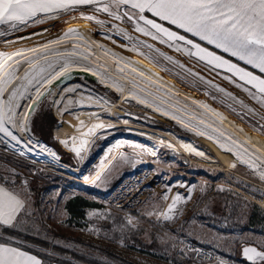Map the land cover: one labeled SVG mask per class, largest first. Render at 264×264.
Here are the masks:
<instances>
[{"label": "snow or ice", "instance_id": "1", "mask_svg": "<svg viewBox=\"0 0 264 264\" xmlns=\"http://www.w3.org/2000/svg\"><path fill=\"white\" fill-rule=\"evenodd\" d=\"M73 12H90L86 19L94 20L106 28L104 38L114 44L119 41V47L149 60L162 71H176L177 75L194 78L198 84L205 86L206 95L218 93L224 100L238 104L246 115L258 118L264 124V0H0V38H6L3 43L14 46L11 52H0V145L6 149L11 148L21 157L34 158L46 154L59 161V153L36 137L32 129L38 109L49 98L50 107L56 108L61 117L77 106L91 108L93 102L99 105L100 111L108 106L109 102L103 96H97L94 88L89 89L86 77H77L83 83H71L74 77L68 69L73 64H80L82 60L86 61L89 53L77 51L78 44H73L72 49L66 51L59 50L57 46L67 38L80 35L76 29L69 28L62 35L47 40L43 39L46 29L29 36L15 35L24 29L38 27L46 21L60 19ZM101 14L104 16L103 20L97 18ZM36 37H41V40L37 42ZM24 40H32L33 46H15ZM97 47L110 51L101 44ZM165 48L169 51L163 50ZM52 56L57 59H49ZM177 56L187 58V63ZM116 62L117 65L123 62V66L117 68L118 73L130 70L125 74L132 76L133 89H139L141 83L144 85L140 89L144 96L133 91L131 94L134 99L170 116L186 129L191 127L201 136H215L217 139L223 138L224 142L230 141L228 151L235 148L239 154L238 162L246 165L264 181V154L260 153V149H250L247 144L239 145L223 132L216 135L217 128L207 122L208 113L222 121L224 117L221 113L209 104L193 99L192 104L204 110L197 114L169 94L178 90L172 85H166L157 73L141 68L138 61L124 56H118ZM22 70L23 75L20 74ZM82 70L91 71L92 75L97 74L96 70L89 69L86 65ZM217 79L245 94L258 108L245 103L244 99L221 86ZM16 80L20 83L8 91ZM45 86L48 90L41 92V88ZM165 87L169 91H164ZM117 88L123 91L122 86L117 85ZM150 88L154 91L149 92ZM32 90L35 92V99L30 95ZM157 92L161 95L157 96ZM149 96L152 97L151 100L148 99ZM164 97L168 99L165 100ZM217 98L213 96V99ZM157 100L161 103L156 104ZM165 103L169 105L168 108L163 107ZM25 108L27 115L23 121H19L17 117ZM178 112L185 113L188 119L178 116ZM86 115L94 122L86 124L84 120H79L75 128L78 135L57 141L68 147L73 157L84 166L90 161L97 141H110L98 163L90 166L95 171L94 176L85 175V181L100 186L120 162L135 167L143 163L145 154L157 156L153 145L131 139L110 140L118 131L116 122H105L99 111H90ZM128 116L141 121L146 119L131 113ZM121 119L126 125L130 123V119L125 118H117V122ZM17 127L25 133L27 139L15 132ZM127 131L153 139L147 133L132 129ZM159 143L163 145L166 142L160 139ZM167 146L173 145L168 143ZM129 149L132 151L129 152ZM197 155L203 156L204 153L197 151ZM241 156L247 159H240ZM235 166L234 163L232 167ZM167 187L170 191L171 185ZM191 192L192 189L189 188L187 196L177 193L166 212H149L147 215H155L165 222L173 221L178 203L189 202L192 199ZM164 199H168L167 195ZM225 207L227 211L228 206ZM58 211L62 216L64 210ZM38 213L42 216L41 210L31 198L28 181L20 178L14 171L0 174V264H45L42 255L38 256L30 251L33 246L27 239L29 235L34 238L40 235L41 230L37 227ZM95 214L104 219L111 218L100 210ZM227 218H224L225 223ZM133 223L132 219L127 220L128 225ZM196 223L195 219L185 222L181 230L188 224ZM201 228H208V233L196 245L187 241L185 247L176 251L175 257H179L180 264H205V259L209 264L213 261L225 264L224 258L218 254V247L230 234L220 233L210 225H201ZM171 235L175 236L176 233ZM239 255L243 264H264V244L257 248L245 243L240 246ZM175 257L170 260V264H178Z\"/></svg>", "mask_w": 264, "mask_h": 264}, {"label": "rangeland", "instance_id": "2", "mask_svg": "<svg viewBox=\"0 0 264 264\" xmlns=\"http://www.w3.org/2000/svg\"><path fill=\"white\" fill-rule=\"evenodd\" d=\"M90 14V12L83 14L73 12L60 19L46 21L38 27L24 29L15 35L29 36L33 32L46 29L45 36H48L59 29H89L94 40L104 45L105 49L116 53L117 56L138 61L141 68L157 73L166 85H172L183 96L209 104L236 129L264 147V124H261L258 118L246 115L238 104L224 100L218 93L206 95L205 86L198 84L194 78L177 75L176 71L171 73L162 71L149 60L119 47V41L117 44L112 43L111 40L104 38L103 33L106 28L101 27L94 20L86 19ZM97 18L103 20L104 16L101 14ZM40 38L36 37V41ZM4 39L6 38H0V52L14 47L3 43ZM32 43V40H24L15 46ZM73 77L71 83H83L77 79L81 75ZM218 83L232 91L223 82ZM88 84L89 89H95L97 96H103L109 102L104 108L106 113H102L101 116L105 122H116L118 131L110 140L126 138L153 145L157 156L145 154L143 163L135 167L120 162L105 183L94 186L83 177L94 176L95 171L90 166L98 163L106 144L110 141H97L86 166L80 165L69 148L57 141L68 139L69 134L78 126L79 120L88 118L86 113L100 109L99 105L93 102L91 108L77 106L69 109V112L61 117L56 108L50 107L51 98H49L38 109L32 128L36 137L59 153L61 157L59 163L38 160L30 156L21 157L13 150L0 145V172L3 174L6 171H14L20 178L26 179L31 198L42 212V216L39 213L37 215V227L41 230L39 238L65 250L62 254L52 249H40L42 252L57 254L66 259H72L70 253L82 254L90 259L110 264H120L121 256L133 264H170L181 243L193 241L198 244L201 237L208 233V228H201V225H210L220 233L230 234L227 235L226 241H221L218 254L233 261H238V258H230L221 254L219 250H224L230 255L231 248L236 244L237 252L245 242H252L258 248L264 244L262 214L259 215L261 222L258 229L248 230L244 225L250 208L245 203L254 204L264 212L258 204L264 199V181H261L258 175H254L251 169L238 160H231L191 133L178 128L174 123L138 105L118 100L117 96L92 81ZM213 96L218 98L213 99ZM238 96L244 99L245 103L253 106L250 100L239 94ZM84 103L86 105L87 101L85 100ZM45 112H51L56 121L55 128L50 129L41 123ZM129 113L146 119L143 121L130 119ZM117 118L130 119V123L126 125L122 119L117 122ZM128 129L147 133L153 139L133 135L127 131ZM156 134L176 139L182 143L184 152L178 151L174 146L168 147L169 142L160 144V139L155 137ZM197 151L203 152L204 155H197ZM234 163L236 166L232 167ZM74 183L87 189L81 190ZM168 185H171L170 191ZM189 188L192 189V199L187 203L184 201L178 203L176 218L173 221L165 222L162 218L157 219L155 215H147L149 212H166L175 195L179 193L187 196ZM79 195L89 200V204L92 205L81 208L80 214L68 213L65 208L66 202ZM165 195L168 199H164ZM58 210H64L62 216ZM97 210L108 214L111 218L104 219L97 216L95 214ZM225 217H228L226 223ZM129 219L134 221L132 225L127 224ZM192 219L197 223L188 224L181 230L182 225ZM171 233L176 235L173 236ZM115 255H118L119 259ZM176 260L180 264V261ZM74 261L76 264H90L75 259ZM44 262L49 263L47 260Z\"/></svg>", "mask_w": 264, "mask_h": 264}, {"label": "bare ground", "instance_id": "3", "mask_svg": "<svg viewBox=\"0 0 264 264\" xmlns=\"http://www.w3.org/2000/svg\"><path fill=\"white\" fill-rule=\"evenodd\" d=\"M67 30L68 29H59V30L55 31L54 33H52L51 35L45 36V38H43V39L47 40V39L55 38L59 35H62ZM76 30L78 31V33H80V35L73 36L71 38H67L62 44L58 45L57 48L61 51H66V50H71L73 44H78L79 48L77 49V51L88 52L89 58L86 61L82 60L80 64H73L69 69L82 70L83 67L86 65L89 69L96 70L97 74L94 75L95 76L94 83L98 84L99 86L104 87L106 90L110 91L112 94H114L115 96L118 97L117 98L118 100H122L128 104L138 105L141 108H143L144 110L174 123L178 128L180 127V128H182L183 131H187V132L191 133V135L199 138L200 140L204 141L205 143H207L211 147H214L215 149H217L221 153L228 156L231 160H233V159L237 160V155H239V154L236 153V149L233 148L231 151H228L230 141L224 142L223 138L217 139L215 136L213 138H209L207 135L201 136L196 131H194L191 127L186 129V128H184L183 124H178L176 122V120L172 119L170 116L162 114L161 111L156 110L155 108L148 107L146 104L140 103L139 99H134L132 97V94H131L133 91L138 92L140 96H144V92L140 90L144 87V85L141 83L139 89H133L132 83H131L132 76L125 74L130 70L126 69L125 73H118L117 72L118 66L119 67L123 66V62H121L120 65H117L116 60H117L118 56L117 55L113 56L112 55L113 52L105 51L104 49L97 47L98 43L94 40V37L89 32L90 31L89 29L80 28V29H76ZM40 40H41V38L38 39L37 41H40ZM92 41H95V43H92ZM19 46L31 47V46H33V43L32 44L19 45ZM13 50H14V47L9 48V49H5L2 52H11ZM49 59H57V57L52 56V57H49ZM77 59H79V57H77ZM58 67H59V65L57 66V68ZM85 72L92 74L91 71H85ZM20 74L23 75V70L21 71ZM87 81L89 82V80H87ZM19 83H20L19 80L13 81V84L9 86L8 91H11ZM117 85L122 86L123 91H119L117 88ZM148 91L152 92V91H154V89L150 88V89H148ZM164 91L167 92V91H169V89L167 87H165ZM169 94L174 95L175 99L177 101H179L182 105H187L190 110L196 112L197 114L203 113V111H204L203 109H199V108H197V105L192 104V102H191L192 99H190L186 96H183L182 94L178 93L177 91L169 92ZM5 95H7V92L5 93ZM30 95H32L33 98L35 97L34 90H32L30 92ZM156 95L159 96L161 94L159 92H157ZM148 99L151 100L152 97L149 96ZM164 99L167 100L168 97H164ZM21 103H23V101H21ZM160 103H161L160 100L156 101V104H160ZM163 107L168 108L169 105L167 103H165V104H163ZM95 111H99L100 115H102V113H106V111H104V110L100 111V109H96ZM172 111H175V109H172ZM176 114L178 116H183L185 120L188 119V116L185 113H179L178 112ZM25 115H27L26 108H25L24 112L20 113V115L17 117V119L19 121H23ZM207 115L209 117L207 122L212 123L213 126L217 128V134L216 135H218L219 132H223L226 137L230 136L232 139L236 140L239 145L247 144L250 149L259 148L260 153L264 154V147L263 146L255 143L254 141L249 139L246 135H244L241 131L236 129L226 119H223L221 121V120H218L212 113H208ZM84 121L86 124H90L91 122H94V121H90L89 117L86 118ZM15 132L20 137L27 139V137L25 136V133L23 131H21V129L19 127L15 128ZM73 135H78V133L75 131V129L69 134L68 139H70ZM155 137H157L159 139H164V141L171 143L178 151H180L182 153L185 150L184 147H182V143H180L179 141H177L174 138L166 137V136L161 135V134H156ZM8 149L12 150L11 148H8ZM34 158L38 159V160L41 159V160H46V161H50V162L54 161V162L59 163L58 161L52 159L50 156H47L46 154H41L40 156L34 157ZM240 159H247V157L241 156ZM69 169L71 171H74L71 168H69ZM261 204H264L263 200L261 201Z\"/></svg>", "mask_w": 264, "mask_h": 264}, {"label": "trees", "instance_id": "4", "mask_svg": "<svg viewBox=\"0 0 264 264\" xmlns=\"http://www.w3.org/2000/svg\"><path fill=\"white\" fill-rule=\"evenodd\" d=\"M44 121V122H43ZM41 123L47 125L50 129H53L56 127V121L55 119L53 118L51 112H45L43 115H42V118H41ZM34 129V128H32ZM66 161V160H65ZM64 160L63 162L66 163ZM68 164V163H66ZM0 174H2L0 172ZM17 183H19V180H17ZM75 185H77L81 190H84V189H87L85 186H82V185H79V184H76L74 183ZM95 193V192H94ZM36 201V200H35ZM89 200H85L82 196H75L74 198H71L69 199L66 204H65V208H66V211L68 213H71V214H77L79 213L80 214V210L81 208H84L86 206H90L92 204H89ZM245 205H247L249 208V214L247 216V218L245 219V222H244V225H245V229H258V227L260 226V218H259V215L262 214V216H264V212H262L260 210V208L254 204H249L248 202L245 203ZM27 239L29 240L30 244L33 246L30 251H34L35 254H37L38 256H43V259L44 260H47L49 261V263H56V264H76L74 259L75 260H78L79 262H88L90 264H110V263H103L99 260H96V259H90L88 257H85L83 256L82 254H75V253H70L72 255V259H66L64 257H59L57 254L56 255H48L46 254L45 252H42L40 249H52L53 251L55 252H58V253H61L62 252H65L64 249L58 247V246H55V245H51L49 242H47L45 239H42V238H34L32 237L31 235H29L27 237ZM248 244H253L255 245L254 243L252 242H248ZM231 251H232V254H227L224 250H219V252L223 255H226V256H229L230 258H238L239 261H242L243 260L241 259L240 255H239V252H237V244L236 246L232 247L231 248ZM116 258L119 259V256L115 255ZM120 264H133L131 261L129 260H126L124 257H120ZM126 262V263H125Z\"/></svg>", "mask_w": 264, "mask_h": 264}, {"label": "water", "instance_id": "5", "mask_svg": "<svg viewBox=\"0 0 264 264\" xmlns=\"http://www.w3.org/2000/svg\"><path fill=\"white\" fill-rule=\"evenodd\" d=\"M68 72L72 73L73 76H76V75L80 74L81 76L86 77L87 80H89V81H92V82L95 81V76L90 74V73H88V72H85L84 70L68 69ZM47 90H48L47 86L41 88V92H46ZM33 99H35V97ZM247 246H255V245L247 244ZM255 247H257V246H255Z\"/></svg>", "mask_w": 264, "mask_h": 264}, {"label": "crops", "instance_id": "6", "mask_svg": "<svg viewBox=\"0 0 264 264\" xmlns=\"http://www.w3.org/2000/svg\"><path fill=\"white\" fill-rule=\"evenodd\" d=\"M163 50H165V51H169L168 49H163ZM169 54H172V55H176V54H174V53H171V52H169ZM177 58L178 59H181L182 61H184V62H186L187 63V58H185V57H182V56H177ZM163 63V62H162ZM217 82H223L226 86H228V88H231V90L234 92V94L236 93V95H240V96H242V97H245L246 98V96H245V94H243L242 92H240L239 90H237V89H235L233 86H231V85H229V84H227V82H225V81H222V80H219V79H217ZM251 103H252V105L253 106H255V107H257L258 108V106L257 105H255V103L254 102H252V101H250ZM245 243H247L248 244V242H245ZM45 264H56V263H45Z\"/></svg>", "mask_w": 264, "mask_h": 264}, {"label": "built area", "instance_id": "7", "mask_svg": "<svg viewBox=\"0 0 264 264\" xmlns=\"http://www.w3.org/2000/svg\"><path fill=\"white\" fill-rule=\"evenodd\" d=\"M263 201H264V199H262ZM261 207H262V209L264 210V204H261V203H258ZM186 242L187 241H185V242H183V243H181L179 246H178V248H177V250L179 249V248H183V247H185L186 246ZM192 242V244H194V245H196L197 243H195V242H193V241H191ZM243 245V244H242ZM176 250V251H177ZM176 253V252H175ZM219 256L220 257H223V256H221L220 254H219ZM224 258V262H225V264H243V262L242 261H233V260H231V259H228V258H225V257H223ZM176 259H178L179 260V257H176ZM180 261V260H179ZM205 264H209V262L207 261V259H205ZM212 264H216V262L215 261H213L212 262Z\"/></svg>", "mask_w": 264, "mask_h": 264}]
</instances>
